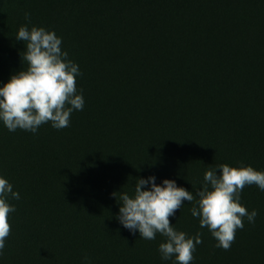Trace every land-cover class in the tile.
Segmentation results:
<instances>
[{
    "label": "trees",
    "instance_id": "1",
    "mask_svg": "<svg viewBox=\"0 0 264 264\" xmlns=\"http://www.w3.org/2000/svg\"><path fill=\"white\" fill-rule=\"evenodd\" d=\"M67 11L77 28L62 51L84 107L60 130L0 121V178L20 196L7 201L0 264H176L161 258L164 236L119 223L120 195L155 176L195 197L220 164L264 172V0H83ZM24 54L10 67L13 44L0 41V87L27 69ZM197 199L169 218L202 233L191 264H264V191L243 189L241 206L258 215L228 251L192 216Z\"/></svg>",
    "mask_w": 264,
    "mask_h": 264
},
{
    "label": "clouds",
    "instance_id": "2",
    "mask_svg": "<svg viewBox=\"0 0 264 264\" xmlns=\"http://www.w3.org/2000/svg\"><path fill=\"white\" fill-rule=\"evenodd\" d=\"M25 20L31 23L30 13H25ZM15 39L25 42L23 61L28 67L0 87V121L10 132L21 129L36 133L48 122L57 130L68 127L73 110H83L85 103L82 90L77 94L76 77L81 75L78 65L62 51L61 38L43 27L29 30L27 24L22 25ZM204 182L194 197L193 192L178 187L174 180L165 179L157 185L155 176L138 178L132 197L120 195L122 205L116 219L133 234L138 231L145 240H154L157 233L164 236L166 242L158 249L163 260L175 257L176 264H191L196 246L202 243V233L189 237L178 232L169 218L183 207L184 201L189 203L198 197L192 216L199 218L201 228L211 232L217 241L215 247L228 251L236 231L244 228L243 219L255 222L258 213H249L241 206V193L251 185L264 191V172L251 166L220 164L209 167ZM116 194L113 193L115 199ZM9 198L18 200L20 196L6 179L0 178V253L11 232L8 216L15 211L7 202Z\"/></svg>",
    "mask_w": 264,
    "mask_h": 264
},
{
    "label": "rangeland",
    "instance_id": "3",
    "mask_svg": "<svg viewBox=\"0 0 264 264\" xmlns=\"http://www.w3.org/2000/svg\"><path fill=\"white\" fill-rule=\"evenodd\" d=\"M80 1L83 0H0V13L5 20L0 30V41L11 42L15 52L10 67L18 64L19 57L24 53V42L15 39L20 26L27 24L30 30L31 27L40 22V25H43L44 28L47 26L48 31L55 32L57 37L61 38L62 44L68 40L70 42L69 38L70 36L73 37L74 34L72 33L77 26L67 9L71 3L75 7ZM25 13H30V24L25 20ZM48 24L51 26H48Z\"/></svg>",
    "mask_w": 264,
    "mask_h": 264
}]
</instances>
